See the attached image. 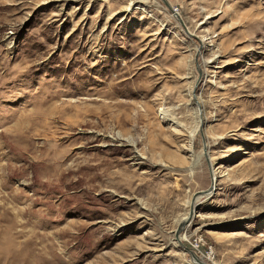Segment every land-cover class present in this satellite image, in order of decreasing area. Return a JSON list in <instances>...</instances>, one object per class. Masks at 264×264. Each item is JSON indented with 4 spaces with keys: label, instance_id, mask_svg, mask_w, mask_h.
<instances>
[{
    "label": "rangeland",
    "instance_id": "1",
    "mask_svg": "<svg viewBox=\"0 0 264 264\" xmlns=\"http://www.w3.org/2000/svg\"><path fill=\"white\" fill-rule=\"evenodd\" d=\"M199 259L264 264V0H0V264Z\"/></svg>",
    "mask_w": 264,
    "mask_h": 264
},
{
    "label": "water",
    "instance_id": "2",
    "mask_svg": "<svg viewBox=\"0 0 264 264\" xmlns=\"http://www.w3.org/2000/svg\"><path fill=\"white\" fill-rule=\"evenodd\" d=\"M180 20H182L181 18H180ZM183 24H184V22H183ZM213 181V180H212ZM213 190H215V181H213V183H212V186L209 188V189H207L206 191H200V192H197V193H199V195H203V194H208V193H210L211 191H213ZM196 197L197 196H195V197H193V199H192V201H191V211H190V216H192V214H193V212H194V209H195V206L198 204L197 203V199H196ZM183 227H184V225L182 224V222H181V225L179 226V231H181L182 229H183ZM191 253L193 254V256L195 257V258H197V255L193 252V251H191ZM198 260V259H197ZM199 262L200 263H202V264H210V263H207V262H205V261H200L199 260Z\"/></svg>",
    "mask_w": 264,
    "mask_h": 264
},
{
    "label": "bare ground",
    "instance_id": "3",
    "mask_svg": "<svg viewBox=\"0 0 264 264\" xmlns=\"http://www.w3.org/2000/svg\"><path fill=\"white\" fill-rule=\"evenodd\" d=\"M183 22H184V21H183ZM184 25L186 26L185 22H184ZM205 63H206V62H205ZM165 116H167V115L165 114L164 117H165ZM134 144H135V142H134ZM212 179H213V177H212ZM213 181H215V179H214ZM48 210H49V209H48ZM183 223H184V222L182 221V224H183ZM185 223H186V222H185ZM183 225L185 226V224H183ZM187 236H188V235L183 234V235L181 236V240H183V239H187ZM181 240H180V241H181ZM53 245H54L53 243H48V244L45 246V248H47V250L44 251V252H42V253H45V252L47 253L48 251H50V249L53 248ZM43 248H44V247H43ZM48 249H49V250H48ZM42 253H40V255H39L40 257H41V254H42ZM44 255H45V254H44ZM42 256H43V255H42ZM197 259H198V257H197ZM199 260H200V259H199ZM42 264H43V262H42Z\"/></svg>",
    "mask_w": 264,
    "mask_h": 264
}]
</instances>
